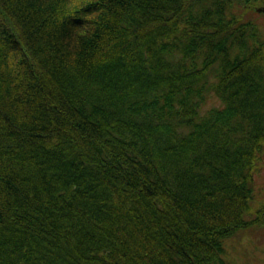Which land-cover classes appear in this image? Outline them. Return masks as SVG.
<instances>
[{
    "label": "trees",
    "instance_id": "obj_1",
    "mask_svg": "<svg viewBox=\"0 0 264 264\" xmlns=\"http://www.w3.org/2000/svg\"><path fill=\"white\" fill-rule=\"evenodd\" d=\"M259 1L0 0V264H228L264 218Z\"/></svg>",
    "mask_w": 264,
    "mask_h": 264
},
{
    "label": "rangeland",
    "instance_id": "obj_2",
    "mask_svg": "<svg viewBox=\"0 0 264 264\" xmlns=\"http://www.w3.org/2000/svg\"><path fill=\"white\" fill-rule=\"evenodd\" d=\"M258 8H264V0L253 4L251 9L255 11L251 10L248 14L250 17L253 16L260 20L258 23L263 29L264 11H257ZM258 14L261 15V19ZM220 104L221 102L217 97H211L205 108ZM254 192V197H256L254 198V206L257 208L264 201V166L258 174H254ZM251 217H255V214ZM224 245L225 252L223 253V257L228 264H264V218L256 222V224L240 230L239 233L226 238Z\"/></svg>",
    "mask_w": 264,
    "mask_h": 264
},
{
    "label": "water",
    "instance_id": "obj_3",
    "mask_svg": "<svg viewBox=\"0 0 264 264\" xmlns=\"http://www.w3.org/2000/svg\"><path fill=\"white\" fill-rule=\"evenodd\" d=\"M259 10H263L264 11V8L263 9L259 8Z\"/></svg>",
    "mask_w": 264,
    "mask_h": 264
},
{
    "label": "bare ground",
    "instance_id": "obj_4",
    "mask_svg": "<svg viewBox=\"0 0 264 264\" xmlns=\"http://www.w3.org/2000/svg\"><path fill=\"white\" fill-rule=\"evenodd\" d=\"M261 9H263V8H261ZM258 11H260L259 8H258Z\"/></svg>",
    "mask_w": 264,
    "mask_h": 264
}]
</instances>
